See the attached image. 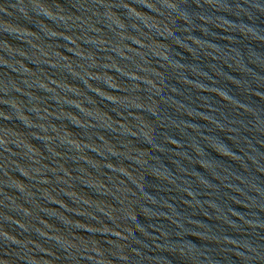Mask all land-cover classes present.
I'll return each mask as SVG.
<instances>
[{"label":"water","instance_id":"1","mask_svg":"<svg viewBox=\"0 0 264 264\" xmlns=\"http://www.w3.org/2000/svg\"><path fill=\"white\" fill-rule=\"evenodd\" d=\"M162 111L264 242V0H98Z\"/></svg>","mask_w":264,"mask_h":264}]
</instances>
